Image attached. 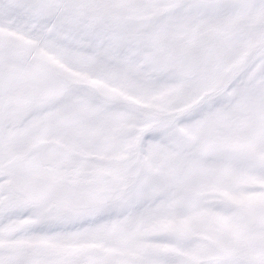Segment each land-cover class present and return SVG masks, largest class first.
Masks as SVG:
<instances>
[{
    "label": "snow or ice",
    "instance_id": "1",
    "mask_svg": "<svg viewBox=\"0 0 264 264\" xmlns=\"http://www.w3.org/2000/svg\"><path fill=\"white\" fill-rule=\"evenodd\" d=\"M0 264H264V0H0Z\"/></svg>",
    "mask_w": 264,
    "mask_h": 264
}]
</instances>
